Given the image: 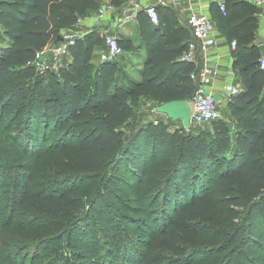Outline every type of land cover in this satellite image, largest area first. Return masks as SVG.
Returning a JSON list of instances; mask_svg holds the SVG:
<instances>
[{
	"label": "trees",
	"instance_id": "obj_1",
	"mask_svg": "<svg viewBox=\"0 0 264 264\" xmlns=\"http://www.w3.org/2000/svg\"><path fill=\"white\" fill-rule=\"evenodd\" d=\"M223 2L210 15L236 40L242 89L226 118L194 131L162 118L131 124L141 100L190 101L195 88L171 7L156 6L155 24L139 9L138 41L117 32L112 59L92 61L104 45L92 30L41 71L36 53L99 2L0 0V264H264L259 7ZM142 48L134 78L121 62Z\"/></svg>",
	"mask_w": 264,
	"mask_h": 264
},
{
	"label": "built area",
	"instance_id": "obj_2",
	"mask_svg": "<svg viewBox=\"0 0 264 264\" xmlns=\"http://www.w3.org/2000/svg\"><path fill=\"white\" fill-rule=\"evenodd\" d=\"M217 8L221 13L225 12V5L223 0H214ZM261 6L264 15V0H250ZM206 3L205 0H191L189 4V11L186 14L185 24L189 31V39L186 42V48L183 51L181 58L194 63L197 51L202 53L203 63L197 69L190 73V77L194 80L195 88L190 98V123L204 124L211 120L221 117V109L218 106L219 101L222 99L224 104L230 99L231 95L238 92V88L233 84H226L223 88V93L219 97L215 96L211 88L214 74L217 73V66L210 63L208 49L210 46L215 45L220 35L211 15L208 11L202 9V4ZM207 5V3H206ZM114 6L111 3H106L97 8L98 15H105L111 13ZM144 9L148 19L151 23L158 22V10L154 3H144L143 0H127V6L122 15L113 16L111 19L107 18L109 25L115 26L123 23L127 19L136 17L139 9ZM82 22V17L78 18L75 23L60 31L63 35V41L58 47H55L52 42L45 49L36 53L33 63L41 71L46 68H54L59 63L62 56L67 53L69 45L73 44L77 37H82L85 31L79 27ZM103 42L105 45V53L101 55V59H112L122 52L121 46L118 44L115 34L109 30L102 32ZM232 48L236 45L234 38L229 42ZM47 57V60L40 58ZM259 67L264 69V55L258 58Z\"/></svg>",
	"mask_w": 264,
	"mask_h": 264
},
{
	"label": "crops",
	"instance_id": "obj_3",
	"mask_svg": "<svg viewBox=\"0 0 264 264\" xmlns=\"http://www.w3.org/2000/svg\"><path fill=\"white\" fill-rule=\"evenodd\" d=\"M99 2V6H103L106 3H110V0H97ZM206 3L202 4V9L211 13V3H214V0H205ZM144 3H154L156 6L166 5L171 7L178 15L179 19L182 21L183 25L186 28V39H189V31L185 24L186 14L189 11V4L191 0H143ZM216 4V3H215ZM127 6V0L121 6H114L111 13H106L105 15H98L97 9L89 11L85 16L82 17V22L79 25L81 29L85 32L87 31H95L102 34L103 31L109 30L110 32L116 34L120 32L128 37L133 38L138 41V32H137V22L136 17L133 19H127L123 23L117 24L115 26H110L107 18L111 19L113 16L122 15L125 7ZM259 7L258 12V26L255 30V39L254 42L258 45L264 43V15L262 13L261 6ZM214 19V18H213ZM231 39V38H230ZM230 39L225 37L220 33L218 36L217 42L215 45H212L208 49V55L210 58V63L215 64L217 66V73L214 74L211 88L215 93L217 98L220 93H223V88L226 84H233L238 88V91L242 89V81L240 77L237 75L236 70L232 66V48L229 44ZM105 46V45H104ZM261 55H264L260 51ZM103 54V48L96 47L94 49V54L92 57V61L94 63L99 62L101 59V55ZM70 56L68 55L64 58L65 61H68ZM64 61V62H65ZM203 63L202 53L200 51L196 52L195 61L193 63L194 69L200 67ZM221 104V101H219ZM226 109V111L224 110ZM222 109L227 114L228 109L226 104H224L222 99Z\"/></svg>",
	"mask_w": 264,
	"mask_h": 264
},
{
	"label": "rangeland",
	"instance_id": "obj_4",
	"mask_svg": "<svg viewBox=\"0 0 264 264\" xmlns=\"http://www.w3.org/2000/svg\"><path fill=\"white\" fill-rule=\"evenodd\" d=\"M4 41H5V34L3 33V31H0V45H3ZM105 51H106L105 46L103 45V53H105ZM67 56H68V54L63 55L59 62L61 64L64 63V61H65L64 58H66ZM144 56H145V52H144V49L142 48L137 56H131L130 61L133 64L129 65L125 62H121V64L124 65V67H126L127 69H130L132 77L138 78V69L141 66V63H142ZM40 59H42V61L47 60V57H44V58L42 57ZM55 66H57V64ZM156 105L157 104L149 102L148 99L141 100L139 107L136 109V111H135V113L131 119V124L145 123L148 119L162 118V119H165L168 121L170 128L182 125L181 121L179 119H170V118H167L162 113L155 112L154 107ZM218 106L221 109V116L223 118H226V113H225L226 109L224 108L225 111H223L222 105H220V103H218ZM207 125H208L207 123H204L201 125L193 124V123L191 125V123H190V127H192V130H194V131H197L203 127H206ZM235 209L240 211V208H238V207H235ZM233 221H236V222L239 221V214H236V216L233 218ZM25 259H26V262H28V258L26 257Z\"/></svg>",
	"mask_w": 264,
	"mask_h": 264
},
{
	"label": "water",
	"instance_id": "obj_5",
	"mask_svg": "<svg viewBox=\"0 0 264 264\" xmlns=\"http://www.w3.org/2000/svg\"><path fill=\"white\" fill-rule=\"evenodd\" d=\"M63 41V35L58 33L53 39L55 47H58ZM259 50L264 53V43L258 45ZM217 97V96H216ZM154 111L164 114L170 119H179L183 128L188 129L190 126V103L187 99H175L165 101L154 107Z\"/></svg>",
	"mask_w": 264,
	"mask_h": 264
}]
</instances>
